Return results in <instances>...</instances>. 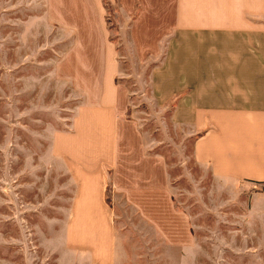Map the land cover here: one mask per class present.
Masks as SVG:
<instances>
[{"label":"rangeland","instance_id":"374dc122","mask_svg":"<svg viewBox=\"0 0 264 264\" xmlns=\"http://www.w3.org/2000/svg\"><path fill=\"white\" fill-rule=\"evenodd\" d=\"M88 1L0 0V264H264V231L244 223L262 186L217 182L193 160L200 132L151 98L160 56L141 62L117 0ZM116 64L113 248L93 250L72 226L60 147Z\"/></svg>","mask_w":264,"mask_h":264},{"label":"crops","instance_id":"0c3cea01","mask_svg":"<svg viewBox=\"0 0 264 264\" xmlns=\"http://www.w3.org/2000/svg\"><path fill=\"white\" fill-rule=\"evenodd\" d=\"M117 6L130 20L141 62L160 56L149 73L151 98L160 106L172 101L171 116L200 132L193 160L217 182L262 186L252 189L244 223L264 231V0H117ZM117 74L116 64L105 88L76 108L73 137L60 147L74 185L72 226L88 233L84 243L93 250L113 248L104 188L118 163Z\"/></svg>","mask_w":264,"mask_h":264}]
</instances>
